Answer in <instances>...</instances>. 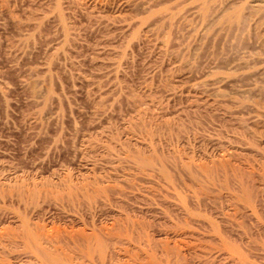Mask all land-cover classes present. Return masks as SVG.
<instances>
[{"label": "rangeland", "instance_id": "1", "mask_svg": "<svg viewBox=\"0 0 264 264\" xmlns=\"http://www.w3.org/2000/svg\"><path fill=\"white\" fill-rule=\"evenodd\" d=\"M0 264H264V0H0Z\"/></svg>", "mask_w": 264, "mask_h": 264}]
</instances>
